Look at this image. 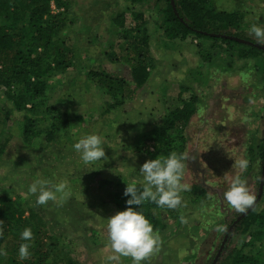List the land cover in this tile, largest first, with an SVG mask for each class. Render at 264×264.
Wrapping results in <instances>:
<instances>
[{
	"label": "rangeland",
	"instance_id": "rangeland-1",
	"mask_svg": "<svg viewBox=\"0 0 264 264\" xmlns=\"http://www.w3.org/2000/svg\"><path fill=\"white\" fill-rule=\"evenodd\" d=\"M62 2L69 3L67 13L52 2L50 11L59 12L64 19L59 37L73 46L74 56L72 65L60 77L47 81L45 93L51 101H60L66 107L69 128L47 148L25 145L20 137L23 114L27 112L13 110L5 97V89L0 88V143L8 141L0 157V196L20 204L28 202L40 212L49 232L74 246L72 251L80 264H106L110 255L105 247L106 219L119 212L113 205V190L117 185L125 188L141 180L139 168L147 160L156 158L136 151L133 145L175 103L177 86L189 82L199 98V112L192 117L185 132V153L189 160L182 183L190 191L181 193L182 207L161 209L165 230L159 234L160 251L145 264H207L223 234L216 227L228 224L239 214L224 200L232 178L241 174L235 162L247 159L248 148L254 142L264 141V102L260 88L264 85V60L259 55L237 58L236 52L232 57L223 52L201 62L195 41L172 42L154 31L155 22L161 19L162 4L144 7L141 10L148 21L153 68L145 83L135 87L120 51L123 41L111 23L114 14L129 6L128 2ZM210 4L216 11L241 13V25L231 31L257 42L248 29L252 24L264 26V0H210ZM244 49L235 47V51ZM110 53L116 56L117 62L112 63L105 56ZM98 66L131 84L135 95L124 107L105 116H100L98 92L90 90L84 81L85 75L96 71ZM41 115L40 110L34 117L38 119ZM90 134L103 138L107 159L85 165L72 146ZM258 172L259 162L246 177L253 194ZM38 179L66 182L71 196L62 206L53 202L36 206L34 196L25 199L22 193ZM181 216L186 223H181ZM245 235L234 232L225 247L226 253L246 238ZM55 243L63 245L65 241ZM121 264H131V260L122 258Z\"/></svg>",
	"mask_w": 264,
	"mask_h": 264
},
{
	"label": "trees",
	"instance_id": "trees-1",
	"mask_svg": "<svg viewBox=\"0 0 264 264\" xmlns=\"http://www.w3.org/2000/svg\"><path fill=\"white\" fill-rule=\"evenodd\" d=\"M125 1L129 6L117 11L111 23L116 26L117 34L123 41L120 51L129 66L131 83L135 87L145 83L153 68L150 32L146 26L148 21L141 10L144 7L149 9L162 4L159 10L161 19L155 22L154 31H159L160 36L172 42L195 41L201 62L223 52L229 57L236 52L237 58L259 55L264 60V45L231 31L242 23V15L238 11H216L210 0ZM51 2L57 9L66 13L69 11V3L62 0H0V88L5 89V97L13 110L27 112L23 114L21 141L40 149L56 143L59 136L68 131L70 123L66 107L60 101H51L45 93L49 86L47 81L60 77L72 65L74 56L73 46L59 37L65 21L59 12L51 13ZM135 6L139 7L138 11L134 10ZM236 46L245 49L235 51ZM105 56L112 63L118 60L113 53ZM84 81L101 98L100 116L124 107L135 96L131 84L107 72L102 66H98L96 71H89ZM188 83L177 86L175 103L167 107L162 119L136 141L133 145L136 151L155 157L167 156L173 151L185 153L186 129L192 117L199 112L198 95ZM260 88L264 102V85ZM26 105L30 108L25 109ZM40 110L42 115L37 119L34 116ZM36 141L38 146L34 145ZM7 144L6 139L0 143V157ZM253 145L249 146L246 155L248 168L239 175L246 180L253 165L259 162L256 202L246 214L239 213L225 224L227 232L222 234L207 264H264V141L259 140ZM116 188L112 193L113 205L118 211H124L130 197L123 195L125 188L120 185ZM132 207L150 221L154 231L161 234L165 230L161 209L155 204L146 202ZM0 221L4 223L0 249L8 253L6 257H0V264H80L72 251L74 246L67 239L54 237L47 228L45 218L28 202L20 204L0 196ZM25 228H31L34 239L31 242V257L21 261L18 248L23 242L20 234ZM234 232L246 234V238L226 253L225 247ZM62 241H65L63 245L55 243Z\"/></svg>",
	"mask_w": 264,
	"mask_h": 264
},
{
	"label": "clouds",
	"instance_id": "clouds-1",
	"mask_svg": "<svg viewBox=\"0 0 264 264\" xmlns=\"http://www.w3.org/2000/svg\"><path fill=\"white\" fill-rule=\"evenodd\" d=\"M248 33L255 37L257 43H264V26L252 24ZM102 145L103 138L100 135L90 134L80 138L72 147L79 154L81 161L85 165H90L107 159ZM188 160V154L173 151L167 156L147 160L139 168L138 172L142 179L126 185L123 193L124 196L130 197L126 201V210L106 219L105 247L110 253L106 264H121L122 258H129L131 264H145L160 251L159 232L154 231L150 221L132 206H140L147 202L155 204L160 209L175 210L182 207L181 193L190 191L189 186L182 183ZM248 165L247 159H240L234 166L243 173ZM22 195L25 199L34 196L36 206H44L49 202L62 206L71 196V191L64 181L53 183L50 180L38 179L31 183ZM224 200L235 212L246 214L254 206L256 195L250 191L247 181L241 175H235L229 188L224 192ZM153 212L155 213V209ZM180 221L186 223L183 216L180 217ZM3 224V221H0V236L3 235ZM215 230L226 233L227 226L219 225ZM20 239L23 242L18 248V258L23 261L31 257L30 248L34 239L31 228H25L20 234ZM7 255L6 250L0 249V257Z\"/></svg>",
	"mask_w": 264,
	"mask_h": 264
},
{
	"label": "water",
	"instance_id": "water-1",
	"mask_svg": "<svg viewBox=\"0 0 264 264\" xmlns=\"http://www.w3.org/2000/svg\"><path fill=\"white\" fill-rule=\"evenodd\" d=\"M264 169V168H263Z\"/></svg>",
	"mask_w": 264,
	"mask_h": 264
}]
</instances>
